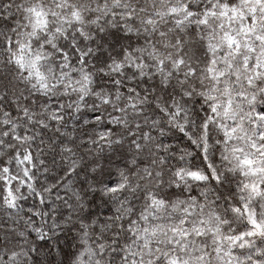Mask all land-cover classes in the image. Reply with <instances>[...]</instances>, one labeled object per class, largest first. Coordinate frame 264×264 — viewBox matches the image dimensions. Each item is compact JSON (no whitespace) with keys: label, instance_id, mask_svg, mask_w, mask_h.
I'll return each mask as SVG.
<instances>
[{"label":"clouds","instance_id":"9594fccd","mask_svg":"<svg viewBox=\"0 0 264 264\" xmlns=\"http://www.w3.org/2000/svg\"><path fill=\"white\" fill-rule=\"evenodd\" d=\"M261 114L264 0H0V264H264Z\"/></svg>","mask_w":264,"mask_h":264},{"label":"snow or ice","instance_id":"6c2138e0","mask_svg":"<svg viewBox=\"0 0 264 264\" xmlns=\"http://www.w3.org/2000/svg\"><path fill=\"white\" fill-rule=\"evenodd\" d=\"M229 43H231V41H229ZM257 119L258 120H264V114L258 115ZM259 137H260L261 140H264V132H260L259 133ZM25 159H28V157H25ZM242 163L251 165L252 161L251 160H245V161H242ZM5 171H7V169H5ZM251 223H252L254 228H256L257 230L260 229V225L257 224L255 220L251 221ZM252 234L253 233H251V232L248 233L249 236H251Z\"/></svg>","mask_w":264,"mask_h":264}]
</instances>
